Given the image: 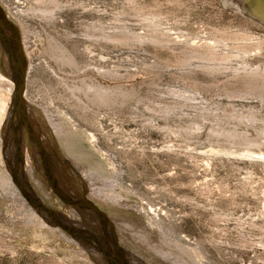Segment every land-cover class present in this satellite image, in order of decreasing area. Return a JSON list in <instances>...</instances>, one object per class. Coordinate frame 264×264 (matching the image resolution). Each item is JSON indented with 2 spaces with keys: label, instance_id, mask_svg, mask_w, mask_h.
I'll use <instances>...</instances> for the list:
<instances>
[{
  "label": "rangeland",
  "instance_id": "374dc122",
  "mask_svg": "<svg viewBox=\"0 0 264 264\" xmlns=\"http://www.w3.org/2000/svg\"><path fill=\"white\" fill-rule=\"evenodd\" d=\"M5 3L25 30L30 56L26 93L33 107L44 110L61 135H71L63 141L73 145V152L107 170L101 188L123 183L133 191L124 207L102 204L101 210H117L114 215L130 218L128 225L140 231L139 220L144 228L150 219L163 224L173 236L166 243L156 236L157 250L177 264H264V21L248 0ZM11 87L8 79H0L3 106ZM106 90L108 100L100 102ZM9 112L12 126L0 132V151L12 165L8 149L14 139L19 144V151L14 144L15 155L25 154V127L17 132ZM6 130L10 134L3 136ZM248 138L259 144L239 143ZM25 162L22 157L12 165L14 177L23 180ZM25 182L21 187L28 193L33 185ZM11 187L8 197L0 187L5 203L13 201L17 188ZM79 221L73 224L105 239L95 221L92 228ZM128 231L151 240L137 229ZM4 233L0 264H105L87 250L93 244L97 253L104 248L83 231H76L78 238L69 234L81 244L75 248L59 238L22 232L13 239ZM78 249L89 255L82 258Z\"/></svg>",
  "mask_w": 264,
  "mask_h": 264
},
{
  "label": "bare ground",
  "instance_id": "6f19581e",
  "mask_svg": "<svg viewBox=\"0 0 264 264\" xmlns=\"http://www.w3.org/2000/svg\"><path fill=\"white\" fill-rule=\"evenodd\" d=\"M248 2L251 8H254L257 13L259 12L258 17L264 21V0H248ZM0 8L4 9V12L8 16V18L12 22H14L20 30V38L22 40L24 52L27 58V69H28L27 80H28L29 69H30V56L28 54L29 52L26 46L24 27L22 23L19 21V19L13 15L9 6L5 3V0H0ZM213 51L214 50H212V52ZM212 55L215 59L216 58L215 52L212 53ZM5 78L10 81L12 87L8 94L9 99L7 100V103L5 102L6 106H3L0 103V132L4 131L3 128L5 127V125L12 126V123H9L8 125L7 117L9 116L8 111L10 109L11 113L10 112L9 113L13 121V115L11 110L12 108H10L11 107L10 105L12 101L11 100L12 96L14 94L12 66L10 64V60L8 59L7 52L0 42V79H5ZM251 83L252 82H250V84ZM100 94L101 95L99 96L98 99H100L99 101L100 102L102 101L103 103L105 100H108V96L110 95L109 91L107 90L100 92ZM25 96L30 110L33 139L29 138L28 130L25 127V129H23L24 131L23 145H24L25 154H22V152H18L17 153L18 155L17 154L15 155V146L17 145V149H18L19 144L16 141L14 143L13 138L15 135L12 134L13 145L12 146L10 145V149H8L9 150L8 155L13 157V164L17 161H19L20 164V162L22 161V157L25 158L26 160L25 163L27 165L26 175L23 178L24 181L14 177L16 173L13 170V166H12L13 164L9 165L7 158L6 157L3 158V154L0 151V187L7 191L5 196L8 193L12 194V192H14V189L11 187L12 185H14L15 188H17V190H15V194L17 193L20 194V192L22 191L26 193V191L23 190V187H21V184L23 185L25 181H26L25 183L28 186H30V184L33 185L34 188L31 186L32 188L30 187V189L35 191V193H38L44 202L41 200L39 196L38 197L45 204V206H47L48 208L54 210L57 214H59V216L66 223V225L75 227L77 228L78 231L85 232L86 234L85 236L87 238L93 240L94 242L98 243L102 248H104L103 253L102 252L97 253V249H96L97 247L95 245L93 247L88 248L87 250L93 252V255L95 256L98 257L100 256L101 258L103 257L105 264H109V263L106 261L103 255L105 256L111 255L110 253H113V251H115L116 249H119L121 252H123L129 258L132 264H147L142 259L138 258V256L136 257L135 254H134L135 256L133 255L134 252L131 249L132 247L135 250L142 252L143 257H145L148 260V262L151 264H155L157 262H160L158 264H177L175 262V259L173 260L172 258L164 257L165 256L164 252H163L164 255L162 256V254L157 250L160 247H157V245L155 244L156 236H159L160 237L159 239L160 240L162 239L163 243L167 242L168 236H173L170 233L168 234L166 233L163 224H160V222L150 219V221L149 220L147 221L148 226L144 228L143 227L144 221L139 220L138 224L141 225V229H142L140 231V227L137 228L133 224V228H132L130 225H128L130 218L125 219V218H121L119 215H114L115 213L116 214L119 213L117 210L113 214L109 213L110 210L108 212L104 209H103L104 211L101 210L102 204L110 208L118 207V206L121 207L123 205L122 204L123 200H125L126 197H130L133 191L123 186L122 185L123 183L121 184V186L120 185L119 187L117 186L118 189L114 188L112 190H109L104 187L101 188V186L105 185L106 178L108 177L105 174L107 170H105L104 168L102 169L98 166L97 167L92 166L90 163H88V160L86 159L88 158L86 157L87 155L84 154L82 155L81 153L79 154L73 152L74 150L72 147L73 145L70 146L67 143L69 141L67 140V137L70 134L68 136H66V134L61 135L59 132L60 130L57 128L56 124H54L52 120H50L48 114L46 115L45 112H43L44 110L38 111L37 110L38 108L35 109L36 107H33L34 105H32V102L29 100L27 93ZM2 111H5L4 112L5 115ZM38 121H40V123H38ZM9 132L10 131H8L7 133L6 130V133L3 136L10 134ZM21 132L22 131H20V133ZM77 132H80V130L77 129ZM63 138L66 139L65 140L67 141L66 143L63 141ZM94 138H96V136L90 134L89 140L91 142H93V140L95 141ZM239 143H241L242 146H246V147L259 144L258 140L249 139V138L241 139ZM14 144L16 145L14 146ZM34 146L38 148L35 147L34 149ZM39 147H41V149L43 150H40ZM45 151L49 152L51 160L48 159V154ZM6 163L10 166V167L8 166L9 170L6 167ZM109 166L112 168V171H115V169L117 171V168L114 166L113 163H110ZM40 168L45 169L47 175H49L48 174L49 169L53 170L62 190L65 193H67L70 197H72L68 200L70 205H66L63 202H61L59 198L51 191L46 176L44 175L43 171H41ZM75 168L76 170L79 169V172L75 171ZM27 178H29L30 181H28ZM28 182H30V184H28ZM119 182L120 181L116 183ZM18 188L20 189V191L18 190ZM30 189H28L29 192L27 194L33 196L32 192H30ZM86 193L88 195H86ZM15 194L12 195L13 197L9 196L10 200L13 198V201H10L12 203H8V202L5 203L3 198L4 196L3 197L0 196V232L3 233L6 232L4 234L9 235L13 239H16V237L19 234L25 232L31 235H36L38 239L50 238L52 240H58L59 238L60 240H63L67 246H70L71 248H75V244H78V246L81 245L80 242H78L74 238H71L69 233L61 226L54 225L52 223L49 224L46 221L47 218H45L42 215V213L45 211L42 210L41 208H36L34 205L31 204L30 201L28 202V200L24 198L26 197L24 194L21 193L22 194L21 197L16 195L18 197L16 199L14 198ZM76 199H85L89 203L85 201L75 202ZM31 205L37 211H35L33 207H30ZM128 208L130 207H127V209ZM125 211L127 210L125 209ZM60 212L68 214V216L71 217L73 221L68 220V218L65 217ZM103 212H106L108 217ZM45 213L48 214L47 212ZM48 216L51 217L50 214H48ZM131 218H133L135 222L134 216H131ZM78 220H80L78 223L81 226H83L82 225L83 222L84 223L86 222V225L89 228H92V226L96 225L93 222L95 221L100 226L101 233L103 235V238L105 239L101 240L99 237L94 236V234H87L84 228L81 229L77 225H74L73 223H77L76 221ZM131 229L139 230L140 232L144 233V235H147L149 238H151V240H146L142 236L132 234L131 232L128 231ZM149 231H151L152 233H150ZM107 237L109 238V240H107L108 239ZM140 237H142V240ZM70 238L72 240H70ZM104 240L106 242L111 243V247H108L109 243L108 245H106V242H104ZM117 240L119 241L120 246ZM172 240H174V238H172ZM3 241L9 243L7 240L6 241L3 240ZM102 243L105 244L103 245ZM152 243H154V246L150 245ZM87 250H85L86 252H83L80 249H78L76 253H78V255L81 256L82 258L87 257L88 254ZM170 251H172L173 253V250ZM135 257L139 262L136 261L134 262L132 258ZM84 261H86V259Z\"/></svg>",
  "mask_w": 264,
  "mask_h": 264
},
{
  "label": "water",
  "instance_id": "95a60500",
  "mask_svg": "<svg viewBox=\"0 0 264 264\" xmlns=\"http://www.w3.org/2000/svg\"><path fill=\"white\" fill-rule=\"evenodd\" d=\"M0 42L3 45L4 49L6 50L8 59L10 60V64L12 66L13 81L15 84L14 94L12 97V115H13V120H16V124L14 127L15 129H17L16 130L17 132L20 131L21 128L26 127L28 130L29 138L33 139L30 110L25 96L26 87H27V71H28L27 58L24 52L22 40L20 38L19 28L14 22H12L8 18V16L4 12V9L2 8H0ZM39 148L40 150H43L41 149V147ZM45 152L48 154V159H50L49 152L48 151ZM48 174L49 175L45 174V176L52 189V192L59 198L61 202H63L66 205H70L68 200L72 197H70L67 193H65L62 190L53 170L49 169ZM24 195L34 206H36L37 208H41L42 210H44L45 212L51 215L53 219L52 224L61 226L74 238L79 237V235L76 233V231H78L77 228L66 225V223L62 220L59 214H57L54 210L45 206V204L40 200V198H34V196H30L27 193H24ZM76 201L87 202L85 199H76L75 202ZM103 213L108 217L106 212ZM117 242L119 244L118 240ZM113 253L115 254L114 259L111 258V255L108 256L103 255L109 264H132L129 258L119 249H116L115 251H113Z\"/></svg>",
  "mask_w": 264,
  "mask_h": 264
}]
</instances>
